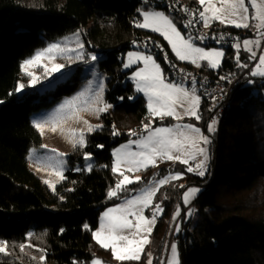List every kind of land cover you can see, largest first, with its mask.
<instances>
[{"label":"trees","instance_id":"1","mask_svg":"<svg viewBox=\"0 0 264 264\" xmlns=\"http://www.w3.org/2000/svg\"><path fill=\"white\" fill-rule=\"evenodd\" d=\"M168 6L174 7V14ZM185 7L195 13L193 24L202 29L197 0H0V241L9 245V255L0 254V264H41L42 254L43 264H91L95 258L113 263L111 251L93 238L101 213L169 172H178L181 178L155 195L154 204L163 212L151 243L141 261L120 264H144L148 252L152 264H160L173 215L191 187L200 191L193 204L195 216L184 222L181 241L177 237L180 264H264V77H252L249 54L239 51L237 62L232 47L253 37L250 28L214 23L205 33L209 46L217 43L212 36L228 37L220 43L225 52L220 67L204 66L202 75L225 84L239 78L212 137L211 164L205 176L188 172L178 162H165L158 169H144L140 181L128 185L119 198L107 196L119 179L112 172V150L146 134L143 125L150 120L152 129L175 125L171 118L149 116L146 99L130 79L134 69H123L126 54L140 50L153 55L166 77L169 70L160 51L190 68L175 58L158 33L135 27L142 20L138 9L165 12L188 35L182 26L183 17L189 16ZM75 32L83 41L84 60L71 65L73 69L63 79L53 78L50 87L48 80L16 92L22 81V61L50 41ZM139 43L151 50L144 51ZM90 54L98 57L97 71L107 77L103 101L112 107L99 115L101 127L85 134V145L71 150L64 179L51 192L28 169V150L41 144L32 114L80 86L86 77L84 61ZM222 107L201 99V119L196 123L206 131ZM85 154L92 161L91 171ZM20 244L31 247L21 252Z\"/></svg>","mask_w":264,"mask_h":264},{"label":"snow or ice","instance_id":"2","mask_svg":"<svg viewBox=\"0 0 264 264\" xmlns=\"http://www.w3.org/2000/svg\"><path fill=\"white\" fill-rule=\"evenodd\" d=\"M202 10L198 11L199 20L202 21L204 28H210L211 22L218 21L222 25L233 26L235 28L249 29L254 28L261 39H264V0H197ZM251 9V11H250ZM143 17L142 22L136 21L135 27L141 29H150L154 33H159L168 45L171 47L175 57L180 61H187L196 67H201V61L206 62V67L217 69L220 67L222 58L225 52L222 49L211 48L206 50L204 47L197 45V41H203L209 37L198 35H185L178 29L173 20L163 11L155 10H140ZM185 13L194 16L195 13L188 8H183ZM255 22V23H253ZM194 21L189 19L185 23V27H191ZM76 39V48L69 49L61 47L58 43H53L43 51H38L35 56L25 60L21 64L22 71L31 78L30 86H35L39 82L33 72L29 71L32 67L41 66V61L44 59L55 60L52 53H68L73 52L75 56H67L69 60H84L83 48L84 45L79 41V32L74 34ZM218 43L224 41V36L212 37ZM261 39H245L243 41V49L250 53L249 59L256 60L257 53L253 49V45L257 48L261 46ZM159 46V45H157ZM237 50L236 60L239 62V51L241 44L239 42L232 45ZM91 61H96L95 55L90 56ZM168 60L165 54V61ZM87 63V61H85ZM133 65H142L132 74V79L135 82L136 91L143 93L147 97V109L150 117L172 118L177 121L184 117H193L195 120H200L199 108L201 104V96L197 95L196 81H191V88L185 87L182 83L170 81L164 73L161 64L151 54H146L141 51H131L127 53V62L123 64L125 69L131 68ZM240 67H247V65H239ZM45 74L53 72H60L65 67L64 64L54 63L51 68L43 65ZM251 76L264 77V54L259 55L258 64L255 70L251 71ZM227 79V77H221ZM92 82H88V88L81 91L72 99L65 100L59 108L57 113L64 115L52 121H34V127L43 134L45 124H51V131H57V127L66 123L69 119H74L76 122H83L87 125V131L94 130V126L88 124L87 120L83 119L82 112H92L95 115L107 111L112 106L104 104L103 107H92V103L88 100H83L87 93L91 90ZM25 88L23 83L19 84L16 92H21ZM99 90L95 93L93 103L102 102L103 84H99ZM131 99V97L129 98ZM216 120L208 125L207 131L209 133L215 132ZM96 128L101 127L96 125ZM143 130L147 135H141L139 139L129 141L128 144L117 148L113 155L115 162L112 165V172L118 174L119 178L114 188H110L107 196L111 198H119L121 192L128 191V185L139 182L140 177L131 178L125 173H134L141 169H147L149 166H156L157 160H168L172 162H179L187 165L189 160H196L197 157H202L195 165V169L191 166L187 168L188 172L195 171L197 175L203 177L207 171V161L209 160L208 150L204 145L210 144V138L204 135L199 127L194 124H179L171 127H156L152 129L151 120L149 123L143 125ZM63 134L64 130L60 127ZM118 135V132L113 133ZM136 136V132L130 133ZM68 135L70 137L76 136V130L72 129ZM79 144L81 147L85 145L83 130L79 133V139L73 141V147ZM135 144L139 151H132L131 146ZM55 151V150H53ZM59 155H63L62 153ZM84 159H90L88 154H85ZM62 163V161L60 162ZM92 165H88V170L91 171ZM79 170V169H77ZM56 175L59 179H64L62 172L55 169ZM181 178V174L171 175L168 178L160 179L157 183L160 186L169 183V180H176ZM45 183L54 188V184L46 180ZM183 187V185H180ZM157 188L148 187L141 189L139 195H135L130 199H125L122 204L115 207L108 208L101 217L99 230L93 232V238L96 243L105 250H111V255L114 260L119 262H139L142 255L145 254L146 246L151 243L149 237L152 233L157 215L163 212L159 204L153 205V198L156 194ZM200 191L199 188L191 187L183 194V202L185 205L189 204L191 200ZM151 209V218L145 216V210ZM194 209H190L187 213L191 216ZM180 215L179 210L175 214ZM175 218V217H174ZM87 229V225L84 226ZM176 231H180L177 227ZM33 234L28 233L31 237ZM21 252L26 247L31 245L20 244ZM43 252V250H40ZM171 256L166 262L162 264H180L178 248L175 243L170 246ZM0 254L4 256L9 255V245L6 241H0ZM147 264H152V255L147 253ZM32 259H36L32 257ZM45 255L39 257L41 264L45 261ZM92 264H104L103 261L94 259Z\"/></svg>","mask_w":264,"mask_h":264},{"label":"rangeland","instance_id":"3","mask_svg":"<svg viewBox=\"0 0 264 264\" xmlns=\"http://www.w3.org/2000/svg\"><path fill=\"white\" fill-rule=\"evenodd\" d=\"M250 11H251V9H250ZM142 20H143V17H142ZM142 20H141V22H142ZM201 23H202V21H201ZM214 23H219V22L218 21H213V22H211V26ZM253 23H255V22H253ZM220 25H222V24H220ZM224 26H227V25H224ZM230 27H233V26H230ZM208 29L209 28H204L203 27V24H202V30L204 32H207ZM237 29H243V28H237ZM148 30H150V29H148ZM249 30H251L253 32V37L246 38V39H252V40L261 39L260 36H259V33L254 28H251L250 27ZM75 33H77V32H75ZM75 33L68 34V35H65V36H63V37H61L59 39H54V40L50 41L45 47L35 50L32 53V55H30L29 57H27L26 59H24L22 61V63L25 60H28V59L32 58L33 56H35V54L38 51H43L44 49L48 48V46L50 44H53V43H58V44L61 45V47H67L69 49H75L76 48V39H77V37L74 35ZM181 33H182V31H181ZM244 40L245 39L239 41V43L241 44L240 51L241 50H244L243 49V41ZM79 41H80V43L83 44V41L81 39L80 33H79ZM165 42L167 43V41H165ZM207 42H208V40L197 41V45L200 46V47H204L206 50L211 49V48H216V49H222L224 51V49L220 46V43H216V45H214V46H209L207 44ZM169 48L171 50V47L170 46H169ZM253 49L257 53V59L256 60L250 59L251 60V66H250L251 67V71L255 70V66L258 64V57H259V55L264 54V39H261V46L259 48H257L255 45H253ZM134 51H140V50H134ZM83 53H84V51H83ZM247 53L249 54V57H250V53L249 52H247ZM52 55H54L56 57L55 60L44 59V60L41 61V66L32 67V68L29 69V71L33 72L37 77H39V82L35 86H38L40 83L49 80L48 83H47V86L50 87L53 84L54 79H57V78L63 79L64 77H66L70 73V71L73 69V67H71V65H73L74 63L80 61V60H75V59L69 60V59L66 58L67 56H73L74 57L75 56V53H73V52H68V53H63V54H61V53H52ZM91 55H93V54H90L89 55V59L87 60V63H85V61H84L85 70L83 72H85L86 77H85L84 81L80 84V86L70 96H68V97H62V98L58 99L56 102H54L53 104L49 105L47 108L40 109L37 112L33 113L32 114V125L33 126H34V121H37V122L52 121L54 119H58V118L62 117L64 114L63 113H57L56 110L59 108V106L62 103H64L65 100L72 99L73 97L77 96L78 93H80L81 91H83L86 88H88V82L89 81L92 82V84H91V90L87 93L86 97L82 98V101H81L82 106H83V100H88L90 103H92V107H94V108L95 107H103L104 106L103 94H104V90H105V82L107 80V77L104 76V75H102L101 73H99L97 71L96 62H97L98 57L95 55L97 57L96 61H91V59H90V56ZM174 56H175V54H174ZM222 60H223V58H222ZM178 61L181 62V63H184V64H189L190 65V68L194 72H197V73H201V70L206 65V62L201 61L200 63H201L202 66L198 68V67H196V65H193L190 62L180 61V60H178ZM126 62H127V54H126V56L124 58L123 64L126 63ZM54 63L64 64L65 67L63 69H61L60 72H53L51 74H47L46 75L45 72H44L43 65H47L49 68H51ZM221 63H222V61H221ZM135 67H136V65H133L131 68L125 69L123 67V69L124 70H131V69H135ZM205 68L211 69V68L206 67V66H205ZM217 69H212V70H217ZM132 74H133V72H132ZM132 74H131V77H132ZM21 76H22V81L17 84V87L21 83H23L25 85V87H34V86H30V80H31V78L29 76H27L22 71V69H21ZM131 77H130V79L133 80ZM255 77H260V76H255ZM101 83L103 84L102 102H100V103H93L95 93L99 90L98 86ZM102 113H99L98 115H95L92 112H82L81 115L83 116V119L84 120H87L88 121V124H90V125H92V126L95 127L96 125H99L98 117ZM213 119L216 120V124H215V132H216L217 131V128H218V117L217 118H213ZM213 119L208 122V124L206 126V131H204L203 128L200 127L196 123L197 120H195V118H189L187 120H183L182 122H179V124H194L196 127H199L201 129V131H202V133L204 135L209 136L210 141H211L210 144L204 145V147H206L207 150H208V156H209V160L207 161V171L209 170V167H210V164H211V150H210V148H211V146L213 144L212 137L214 136V133H215V132L209 133L207 131V128H208V125L213 121ZM177 123L178 122H176V124ZM51 127H52L51 124H45L43 134L41 133L40 130H38L36 127H34L36 129V131L39 133L40 137H41V144L39 146L31 147L28 150L27 163H28V169L31 172H33L41 180V182H43L51 190V192H53L54 191V188L53 187H50L49 184L45 183V181L46 180L50 181L52 184H54V187L60 181H62V179H59V177L56 175L55 169L58 168L59 171L62 172V174H63L64 170L68 166L67 165L68 164V155L71 152V150L74 148L73 147V141L79 139V133H80L81 130H83L84 136L89 131H87V125H85L82 121L81 122H76L74 119H69V120H67L66 123H63L62 125L58 126L57 127V131H55V132L51 131ZM60 127H62L63 130H64L63 134L60 131ZM72 129H75L76 130V136L75 137H70L68 135V133ZM146 135H147V133L144 136H146ZM134 140H136V139H134ZM130 141H133V140H130ZM128 143H129V141L128 142H125V143H123V144H121V145H119L117 147H115L112 150V157H113L112 165L114 164L115 159H116L115 156L113 155V152L117 148H121V146H123L125 144H128ZM77 145H79V144H77ZM131 149H132V151H139V149L137 148V146L135 144H133L131 146ZM53 150H55V151H53ZM61 153L63 154L62 156L59 155ZM200 159H202V157H197L196 160H189V163L187 165H185V164H182V165H184L186 168H188L189 166H191V167H193L195 169V165L199 162ZM61 161H62V163H60ZM91 162H92L91 159H89L87 161L86 166L88 167V165L91 164ZM165 162L174 163L172 161L159 160L158 159L157 160V163H156V166H154V167L153 166H149L148 168L158 169ZM143 170L144 169H141L140 171H137V172H134V173H127L126 172L125 174L126 175H129L131 178L135 179V177H137V176L140 177L141 176V172ZM207 171H206V173H207ZM192 173L196 174L195 171H193ZM175 174H178V172H169L168 174H166L164 176H160L159 178H155L149 184H147L145 186V188L155 187V188H157V191H156V193H157L158 190L161 187L169 184L170 182L179 180L180 178L179 179H176V180H169V183L164 184L163 186H160L157 182L160 179L168 178L171 175H175ZM116 175H118V174H116ZM119 178H121V177H119ZM140 191H138L135 195H139L140 194ZM135 195H133V196H135ZM133 196H131L129 198H125V199H130ZM195 198L196 197H194L189 204L185 205L184 202H183V197H182V207L181 208H178L175 211L174 215H173V222L171 224L170 232H169L168 237H167L166 242H165L164 252H163V256H162V259H161L160 264H162V262H166L167 259L170 258V256H171V252H170V246H171V244L175 243L177 245V248H178L177 237H179V239L181 241V239H182V236H181V232L182 231H181V229L184 228L183 227L184 222L187 221V220H190V219H193L194 218L195 211H194V213L191 216H188L187 213H188V211L190 209H194L193 204H194ZM125 199L121 200L119 203H117L115 205H112V206H110L108 208L115 207L118 204H122ZM154 200H155V196L153 198V205H155L154 204ZM108 208H106L101 213V215L99 217L97 229L94 230V232L97 231V230H99L100 223H101V217H102L103 213L105 211H107ZM178 210L180 212V215L179 216H176L175 214H176V212ZM144 214H145V216L151 218L152 210L151 209H146ZM161 215H162V213H160V214L157 215V218H156V221H155V225H156L157 219ZM177 227H179V229H180L181 232L180 231H176ZM154 228H155V226L153 227V230H154ZM153 230H152V233H153ZM150 238H151V235H150L149 239ZM145 250H146V248H145ZM178 253H179V248H178ZM95 259L100 260L99 258H95ZM92 262H91V264H92ZM143 262H144V264H147V255L144 258ZM120 263L121 262L114 260V262L111 263V264H120Z\"/></svg>","mask_w":264,"mask_h":264},{"label":"built area","instance_id":"4","mask_svg":"<svg viewBox=\"0 0 264 264\" xmlns=\"http://www.w3.org/2000/svg\"><path fill=\"white\" fill-rule=\"evenodd\" d=\"M168 11L170 14L175 13V9L173 6H168ZM192 19V17L186 16L183 17L182 26L188 35L198 36L203 35L206 36V32L202 29H199L192 24L191 27H185V23L187 20ZM224 36V41L227 39V35ZM213 37V36H212ZM212 37L210 39H212ZM207 40V39H205ZM218 43V42H217ZM222 43V42H220ZM139 48L145 50H151L147 45L143 43L138 44ZM162 58L165 60V52L160 51ZM166 67L169 70L167 78L172 82H178L182 84H186L191 86V81L194 79L196 83V89L198 94L201 96V99L205 102H211L213 104H222V108L219 110L218 120H221L222 116L225 112V106L228 104L232 92L235 89L236 83L238 82L239 78H234L228 83H223L220 79L210 78L207 75H202V73L194 72L191 68L179 64L173 59H169L165 61Z\"/></svg>","mask_w":264,"mask_h":264},{"label":"crops","instance_id":"5","mask_svg":"<svg viewBox=\"0 0 264 264\" xmlns=\"http://www.w3.org/2000/svg\"><path fill=\"white\" fill-rule=\"evenodd\" d=\"M146 30H148V29H146ZM150 31V30H149ZM142 52V51H141ZM145 53V52H144ZM173 53V52H172ZM174 55V54H173ZM176 58V57H175ZM137 67H142V65H136V67H135V69H134V71L137 69ZM133 71V72H134ZM132 82H133V85H134V88H135V90H136V87H135V82H134V80H132ZM185 87H187V88H191V87H189V86H187L186 84H183ZM140 93V92H139ZM145 99H146V101H147V97L146 96H144V94L143 93H140ZM197 95H198V92H197ZM189 118H193V117H184L182 120H180V121H177V120H175V119H173L174 121H175V124H176V122H182L183 120H187V119H189ZM172 119V118H171ZM175 126V125H174ZM169 127H171V126H169ZM145 135V134H144ZM198 195V194H197ZM197 195L195 196V197H197Z\"/></svg>","mask_w":264,"mask_h":264}]
</instances>
